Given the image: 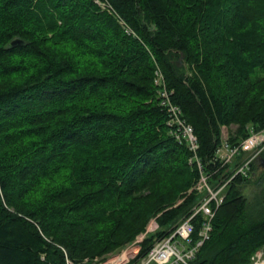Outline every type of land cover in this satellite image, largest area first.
<instances>
[{
  "label": "trees",
  "instance_id": "16d2710c",
  "mask_svg": "<svg viewBox=\"0 0 264 264\" xmlns=\"http://www.w3.org/2000/svg\"><path fill=\"white\" fill-rule=\"evenodd\" d=\"M223 128L231 146L264 129V0H0V264H97L154 219L139 262L199 206L201 175L229 180L189 264H252L264 165L234 175Z\"/></svg>",
  "mask_w": 264,
  "mask_h": 264
},
{
  "label": "built area",
  "instance_id": "2783aa9c",
  "mask_svg": "<svg viewBox=\"0 0 264 264\" xmlns=\"http://www.w3.org/2000/svg\"><path fill=\"white\" fill-rule=\"evenodd\" d=\"M155 74V82L161 86L163 83L162 75L158 70ZM160 95L162 97V104L168 108L170 125L174 123L176 126V130L174 131L176 137L179 140H184L192 152V157L189 159V162H191L193 158H196L198 149L193 129L181 118L180 108L169 101L168 93L164 88H161ZM226 139L227 137L223 138L222 144L217 149V156L223 163H231L234 157L242 153L241 162L236 166L234 175L237 173L246 175L251 170L252 162L258 160L264 151V129L258 131L251 130L250 134L237 146L229 145ZM197 163L199 165L198 159ZM207 180L206 175H201L193 186V189L200 193L206 192V195L201 198L199 206L187 219L181 221L169 236L156 240L148 253L140 259L139 264H189V260L194 257L203 242L209 238L211 219L214 215L213 207H218L222 203L225 184L229 179L218 187L211 186ZM198 211L202 213L204 219L198 239L192 242L194 226L191 218ZM187 245L189 246L187 247ZM251 261L252 264H264V250L262 248L256 250L251 256ZM68 264L72 263L69 262Z\"/></svg>",
  "mask_w": 264,
  "mask_h": 264
},
{
  "label": "rangeland",
  "instance_id": "374dc122",
  "mask_svg": "<svg viewBox=\"0 0 264 264\" xmlns=\"http://www.w3.org/2000/svg\"><path fill=\"white\" fill-rule=\"evenodd\" d=\"M230 129L233 130L234 126H232ZM227 134H228L227 128H223L222 129V137L224 139L227 137ZM235 160H238V158L234 157L233 162ZM260 160L261 159H258V163H259L258 165L263 166V164H262L263 162H261ZM259 172L257 170L256 174H258ZM254 192H255V190L254 191L251 190L250 185L243 188V194H245V196L250 200L251 203H254L256 201V197H255ZM201 194H202V197H204L206 195V192L201 193ZM210 206H211V204H210ZM157 227H158L157 223L155 222L154 219H152V220H150V222L147 225L146 232L152 233L153 231H155L157 229ZM146 232L139 234L133 242L128 243L123 248H121L117 251H114L113 253L107 255L103 261H101L97 264H139V262L136 260L135 256L137 255V251L140 248L139 243L144 238V236L146 235ZM188 246L189 245H187V247Z\"/></svg>",
  "mask_w": 264,
  "mask_h": 264
},
{
  "label": "water",
  "instance_id": "95a60500",
  "mask_svg": "<svg viewBox=\"0 0 264 264\" xmlns=\"http://www.w3.org/2000/svg\"><path fill=\"white\" fill-rule=\"evenodd\" d=\"M15 42H17V41H16V40H15V41H13V42H12V44H13V43H15ZM179 60H181V56H180V59H179ZM262 164L264 165V161H263V163H262Z\"/></svg>",
  "mask_w": 264,
  "mask_h": 264
}]
</instances>
